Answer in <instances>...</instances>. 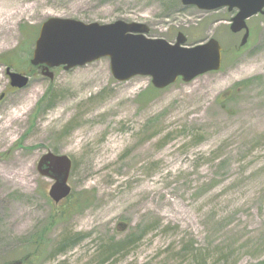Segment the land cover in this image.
<instances>
[{"label":"rangeland","instance_id":"374dc122","mask_svg":"<svg viewBox=\"0 0 264 264\" xmlns=\"http://www.w3.org/2000/svg\"><path fill=\"white\" fill-rule=\"evenodd\" d=\"M3 6L13 14L0 35V264L264 260V10L246 21L249 36L239 47L242 32L229 29L236 9L226 7L205 11L180 0ZM49 17L144 23L147 37L174 42L181 32L188 46L213 37L221 66L161 90L148 76L117 81L107 57L53 67L50 79L29 63ZM6 67L26 75V86H10ZM46 152L72 161V194L58 203L48 196L52 180L37 171ZM78 236L54 252L64 237ZM112 244L122 247L102 260Z\"/></svg>","mask_w":264,"mask_h":264},{"label":"water","instance_id":"95a60500","mask_svg":"<svg viewBox=\"0 0 264 264\" xmlns=\"http://www.w3.org/2000/svg\"><path fill=\"white\" fill-rule=\"evenodd\" d=\"M184 6H195L205 11L226 7L236 9L230 20L232 33L243 32L239 46L249 36L246 20L263 13L264 0H180ZM149 26L139 22L116 20L111 23H83L71 18L49 17L39 28L29 60L42 66V74L53 78L50 68L62 66L69 70L77 66L109 58L110 71L119 82L134 76L150 77L151 85L164 89L177 79L189 82L195 77L217 71L221 66L222 47L213 37L194 45H185L186 37L178 32L173 43L164 38H150ZM12 87L23 88L28 77L6 69ZM3 94L0 95V98ZM71 159L67 155L46 152L37 162V171L52 180L48 196L60 202L71 192L68 178Z\"/></svg>","mask_w":264,"mask_h":264},{"label":"trees","instance_id":"16d2710c","mask_svg":"<svg viewBox=\"0 0 264 264\" xmlns=\"http://www.w3.org/2000/svg\"><path fill=\"white\" fill-rule=\"evenodd\" d=\"M151 89H153L152 87H150ZM154 90V89H153ZM45 97H42L41 98V102L42 101H49V98H48V95L47 94H45L44 95ZM51 100H52V98L50 99V101L49 102H45L46 104L45 105H50V103H51ZM72 194V192L70 193V195ZM70 195L68 196V197H70ZM67 197V198H68ZM37 236V234L35 235V237L32 239V242H35V243H37V244H39L40 242V240H41V238H39V236L38 237H36ZM82 240V236H78V237H76V238H74L73 240H70V238H68V237H64L62 240H61V242H60V244H59V246L55 249V253H62V252H65L66 251V249L70 246V245H73V244H77V243H79L80 241ZM115 245H117V244H112V245H109L108 246V252L106 253V254H104L103 255V258H102V260H105V259H107L108 257H110L111 255H113L115 252H117L119 249H121V247L122 246H120V245H118V246H115ZM35 249H36V251H38L37 249H39V246H37L36 245V247H35ZM259 264H264V260H262Z\"/></svg>","mask_w":264,"mask_h":264},{"label":"bare ground","instance_id":"6f19581e","mask_svg":"<svg viewBox=\"0 0 264 264\" xmlns=\"http://www.w3.org/2000/svg\"><path fill=\"white\" fill-rule=\"evenodd\" d=\"M13 13L8 10L7 6L0 7V35L5 34L8 30L5 28V24L11 18ZM9 28V26H7Z\"/></svg>","mask_w":264,"mask_h":264}]
</instances>
